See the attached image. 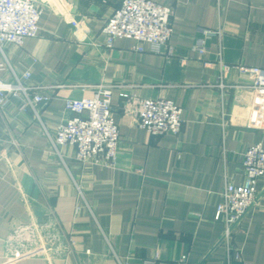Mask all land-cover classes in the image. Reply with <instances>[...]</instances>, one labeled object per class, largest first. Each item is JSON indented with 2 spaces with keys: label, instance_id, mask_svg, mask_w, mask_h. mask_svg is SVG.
<instances>
[{
  "label": "crops",
  "instance_id": "crops-1",
  "mask_svg": "<svg viewBox=\"0 0 264 264\" xmlns=\"http://www.w3.org/2000/svg\"><path fill=\"white\" fill-rule=\"evenodd\" d=\"M36 1L40 33L4 46L0 77L30 69L26 83L52 99L37 105L38 115L21 109L22 95L0 108V264H180L184 255L187 264H264V178L233 235L241 258L220 244L225 222L216 219L226 185L243 182L245 150L264 145V105L235 68H264V0H157L174 10L169 57L136 51L127 38L104 47V21L123 0ZM73 19L90 32H76ZM217 28L221 41L208 37L201 56L202 30ZM220 57L234 66L226 90ZM100 83L115 86L116 167L82 165L75 147L50 140L73 116L66 100L92 97ZM145 98L181 106L182 131L156 136L138 127L136 99ZM33 223L47 255L14 238L17 226Z\"/></svg>",
  "mask_w": 264,
  "mask_h": 264
},
{
  "label": "built area",
  "instance_id": "built-area-1",
  "mask_svg": "<svg viewBox=\"0 0 264 264\" xmlns=\"http://www.w3.org/2000/svg\"><path fill=\"white\" fill-rule=\"evenodd\" d=\"M43 6L36 0H0V70L4 67L6 55L4 46L13 44L22 46L26 39L37 37L40 33L39 21ZM173 7L157 0H123L121 6L104 21V47L112 49L118 39L127 38L135 41L136 51L150 50L156 53L172 55L169 41L173 35ZM76 32L89 33L86 22L82 19L72 20ZM203 36L198 38L195 50L201 55L208 52L206 39L216 36L220 41L224 31L222 28L203 29ZM221 56V53H219ZM222 71L219 87L226 90L223 82L225 74L234 66L219 58ZM239 73L249 77L248 88L255 95V102L264 105V68L237 65ZM11 81L0 77V108L8 104L11 97L22 95L21 109L32 107L37 115V105L46 104L52 95L42 93L43 86L26 83L31 78V70L21 74L12 67ZM114 85L100 83L96 86L92 97L66 100L65 108L73 116L64 119L57 125L56 133L50 136L51 143L57 149L62 145L76 148V159L82 165L116 167L121 141L120 129L113 116L112 98ZM121 96L130 98L129 93ZM137 126L152 135H178L183 128V108L170 99H136ZM244 179L241 184L230 182L223 191V199L219 203L216 219H223L225 231L220 240L228 254L234 252L241 258V251L234 246L233 235L248 212L260 199L261 191L258 182L264 178V145L257 143L249 146L243 155ZM81 193V191H80ZM14 238L33 248L31 254L47 255L48 249L44 236L38 226L33 223L27 227L17 226ZM31 249V250H32ZM17 255V253H16ZM187 256L180 259V264H187Z\"/></svg>",
  "mask_w": 264,
  "mask_h": 264
}]
</instances>
